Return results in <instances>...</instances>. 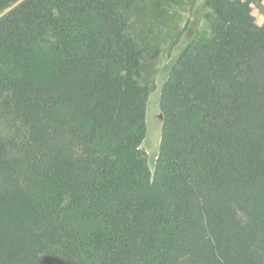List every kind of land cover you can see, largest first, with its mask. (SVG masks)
I'll list each match as a JSON object with an SVG mask.
<instances>
[{
	"label": "trees",
	"instance_id": "1",
	"mask_svg": "<svg viewBox=\"0 0 264 264\" xmlns=\"http://www.w3.org/2000/svg\"><path fill=\"white\" fill-rule=\"evenodd\" d=\"M263 2L203 0L151 172L136 0H0V264H264Z\"/></svg>",
	"mask_w": 264,
	"mask_h": 264
},
{
	"label": "rangeland",
	"instance_id": "2",
	"mask_svg": "<svg viewBox=\"0 0 264 264\" xmlns=\"http://www.w3.org/2000/svg\"><path fill=\"white\" fill-rule=\"evenodd\" d=\"M264 24V2L257 6ZM203 0H136L128 20L127 35L141 50L137 83L148 89L144 119L137 125L143 132L141 150L154 172L162 128L159 96L167 72L182 48L207 41L212 17L206 16Z\"/></svg>",
	"mask_w": 264,
	"mask_h": 264
}]
</instances>
